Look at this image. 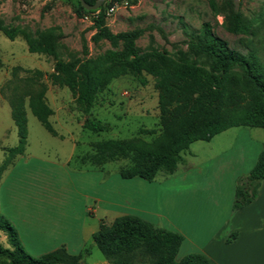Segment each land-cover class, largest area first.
<instances>
[{
	"label": "rangeland",
	"instance_id": "obj_1",
	"mask_svg": "<svg viewBox=\"0 0 264 264\" xmlns=\"http://www.w3.org/2000/svg\"><path fill=\"white\" fill-rule=\"evenodd\" d=\"M215 2V9L209 0H104L100 7L105 15L104 25L110 32L140 31L134 39L137 54L158 51L175 60L186 59L209 68L208 58L187 50L188 41L208 23L211 33L224 40L229 48L242 53L253 50L264 65V24L260 21L264 15V0H233L242 16L251 23L248 34L228 32L220 9L222 0ZM96 13L79 9L77 0H0V27L15 32L13 39H9L0 29V167L9 156L7 149L19 142L11 118V99L21 96L24 86L30 84L34 90L43 89L44 101L52 111L48 120L56 132L54 136L45 129L32 114L28 96H24V150L4 170L0 169L1 196L11 192L18 198L28 199L42 190L43 199L48 201L43 206L46 214H63L72 220L83 215L87 224L97 225V219L108 224L118 211L115 203H122L123 193L143 181L149 185V213H135L154 226L167 228L169 221L177 223L181 216L210 218L216 214L217 202L221 207L231 201L234 189L227 187L228 180L237 171L240 174L234 183L244 176L242 170L247 163L254 162L262 148L264 130L237 126L216 134L219 139H213L211 145L193 141L182 152L197 156L185 154L192 164L186 171L178 165L173 173L158 172L151 181L139 177L125 179L119 175L120 168L130 165L128 157L118 156L98 167L80 164L82 156L94 154L93 144L97 141L133 137L149 141L160 131L158 90L154 77L145 71L141 72L144 83L127 68L110 78L98 89L86 112L67 85H59L51 78L57 61L73 62L77 68L84 60L105 59L111 45L106 39L93 40ZM49 30L56 35L54 53L29 52L25 34ZM123 49L124 44L119 41L116 50L122 52ZM84 119L99 120L107 129L100 132L84 129ZM217 154L216 165L220 163V169L204 160ZM88 207L93 209V217L85 211ZM158 212L168 220L157 216ZM0 245L13 248L1 231ZM184 249L178 250L176 259L182 256ZM81 252L80 264L107 262L92 238ZM134 264H148V259L137 253Z\"/></svg>",
	"mask_w": 264,
	"mask_h": 264
},
{
	"label": "trees",
	"instance_id": "obj_2",
	"mask_svg": "<svg viewBox=\"0 0 264 264\" xmlns=\"http://www.w3.org/2000/svg\"><path fill=\"white\" fill-rule=\"evenodd\" d=\"M78 1V0H77ZM92 4L95 0H84ZM215 9V0H209ZM225 29L233 34H248L251 23L242 16L233 0H222ZM78 7L87 13H96L93 40L106 39L111 45L103 61L84 60L74 68L73 62L55 63L53 81L67 85L75 94V101L87 111L98 89L110 78L127 68L141 83V72L154 77L158 90L160 131L153 139L140 137L130 139H107L93 144L94 154L81 157L80 164L101 166L118 156L128 157L130 165L119 169V175L128 179L139 177L146 181L155 178L158 172L171 174L181 159V153L197 140L208 141L214 135L237 126L258 127L264 130V65L253 50L242 53L227 46L221 38L213 35L208 23H204L198 35L187 43V50L195 56L210 60L209 68L186 59L175 60L158 51L137 54L134 39L140 31L131 30L112 33L104 25L102 7L86 10L78 1ZM264 24V15L261 18ZM3 34L13 39L11 28L0 27ZM27 50L53 54L56 35L52 30L44 33L25 34ZM122 41L124 49L116 47ZM39 73L38 71H36ZM28 84L21 96L11 99V118L17 129L19 142L7 149L9 156L2 162L4 170L17 154L24 150L26 118L23 97L28 96L32 114L56 136L48 120L50 107L43 98V89L34 90ZM17 87V86H16ZM82 127L91 132L107 129L99 120L84 119ZM264 179V142L257 158L245 176L235 182L232 209L249 204L257 195ZM0 231L13 248L0 245V264H80L81 255L71 254L64 247L33 257L23 249L16 231L10 222L0 215ZM232 233L227 241H232ZM92 241L109 264H134L137 253L148 259V264H210L200 252H191L176 259L183 236L172 230L154 226L149 221L133 214L116 216L110 223L100 222L92 233Z\"/></svg>",
	"mask_w": 264,
	"mask_h": 264
},
{
	"label": "crops",
	"instance_id": "obj_3",
	"mask_svg": "<svg viewBox=\"0 0 264 264\" xmlns=\"http://www.w3.org/2000/svg\"><path fill=\"white\" fill-rule=\"evenodd\" d=\"M213 139L219 138L214 135L210 140L204 141L206 143L204 145H211ZM186 153H181V159L177 163V166H181L182 171H186L192 165L188 162ZM187 155L188 157H197L196 154L187 153ZM217 157L218 154L210 155L204 160H207L210 166L214 165L216 169H220L221 164L218 162L219 164L216 165ZM254 162L246 164L247 167L242 170V175L248 174ZM239 172L233 173V176L228 180L227 187L235 189L233 184L235 185V177L240 174ZM135 186L129 192L123 193L121 204L115 203L116 206H119V208L116 207L118 211L115 217L123 214L141 217L135 212L149 213V185L141 181L136 182ZM42 192L39 190L34 194V197L28 199L18 198L11 192L2 196L0 194V215L10 222L27 253L38 256L64 247L67 252L80 254L82 258L81 249L92 238V233L98 228L99 223L104 220L97 219V225H91L87 224L86 217L83 215L78 216L75 220L67 218L63 214L50 216L43 211V206L48 201L43 199L44 193ZM233 199L234 191L227 206L220 207L219 202L216 203V214L210 218L204 219L201 215H192L186 216V218L181 216L177 223L169 221V227L164 229L175 231L183 236L179 248L180 251L185 247L182 256L191 252H200L206 255L210 264H264V179L260 183L256 197L249 204L233 210ZM219 208L223 211L222 214L218 213L220 212ZM85 211L93 217V209L88 207ZM156 215L168 220V217L163 213L158 212ZM232 233L236 234L235 238L232 241H227ZM103 263L107 264L108 262Z\"/></svg>",
	"mask_w": 264,
	"mask_h": 264
},
{
	"label": "water",
	"instance_id": "obj_4",
	"mask_svg": "<svg viewBox=\"0 0 264 264\" xmlns=\"http://www.w3.org/2000/svg\"><path fill=\"white\" fill-rule=\"evenodd\" d=\"M78 1L86 10H97L101 6L104 0H95L94 3L92 4H89L84 0H78Z\"/></svg>",
	"mask_w": 264,
	"mask_h": 264
},
{
	"label": "bare ground",
	"instance_id": "obj_5",
	"mask_svg": "<svg viewBox=\"0 0 264 264\" xmlns=\"http://www.w3.org/2000/svg\"><path fill=\"white\" fill-rule=\"evenodd\" d=\"M170 201V200H169ZM172 202V201H171ZM168 204H172V203H169V202H167ZM171 211V210H170Z\"/></svg>",
	"mask_w": 264,
	"mask_h": 264
}]
</instances>
